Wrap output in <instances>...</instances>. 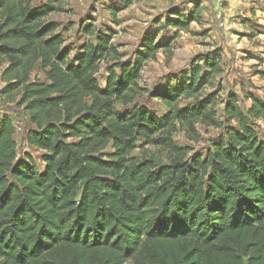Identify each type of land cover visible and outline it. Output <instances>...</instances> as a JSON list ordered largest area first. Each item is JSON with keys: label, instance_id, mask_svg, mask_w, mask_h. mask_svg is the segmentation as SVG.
<instances>
[{"label": "trees", "instance_id": "16d2710c", "mask_svg": "<svg viewBox=\"0 0 264 264\" xmlns=\"http://www.w3.org/2000/svg\"><path fill=\"white\" fill-rule=\"evenodd\" d=\"M36 1L0 0L2 95L18 91L32 123L28 142L45 165L18 156L13 118L0 111V264H264V140L251 124L264 123V101L251 95L243 110L229 93L225 134L206 157L187 159L174 133L195 140L198 124L217 123L215 95L203 93L222 72L220 52L199 56L177 85L152 94L167 106L163 115L143 105L122 112L164 46L157 34L129 62L108 33L70 59L57 25L44 19L63 0ZM197 20L195 8L159 30ZM107 57L116 62L103 86L97 74ZM38 63L45 81L31 80ZM138 137L168 162L131 156Z\"/></svg>", "mask_w": 264, "mask_h": 264}, {"label": "rangeland", "instance_id": "374dc122", "mask_svg": "<svg viewBox=\"0 0 264 264\" xmlns=\"http://www.w3.org/2000/svg\"><path fill=\"white\" fill-rule=\"evenodd\" d=\"M44 0H37L40 5ZM59 9L46 16L45 22L55 23L56 32L64 37V47L70 59L81 50L85 42H97L100 34H111V44L115 46L121 61H132L146 36L157 34L156 43L164 45L144 65L140 79V96L127 105H118L124 112L135 106H146L159 115L167 112V106L152 94L169 84L177 85L199 56L219 51L222 72L209 84L204 95L213 93L216 99L217 123L204 126L198 124V139L192 140L187 133L178 129L174 133L177 146L193 155L206 157L207 152L225 134L221 122L225 120L224 106L228 94L238 98L239 105L246 110L251 105V95L264 101V0H133L124 6L120 0H63ZM112 8L116 10L114 15ZM199 9L200 20L192 21L183 27L160 26L169 19L186 20L189 13ZM111 57L101 61L98 79L104 86L109 68L115 66ZM204 64L203 61H199ZM8 63L0 64V111L13 118L17 127L15 139L18 156H32L39 170L44 169L43 150L32 146L27 139L32 127L25 104H20V95L15 90L2 95L7 86L3 72ZM45 81V75L38 63L31 72V80ZM194 99H182L180 106L193 105ZM219 124V125H218ZM264 140L262 120L251 121ZM136 148L131 156L139 160L152 155L167 163V153L158 147L144 144L141 137L135 141ZM112 150L111 146L107 151ZM126 264H131L128 261Z\"/></svg>", "mask_w": 264, "mask_h": 264}, {"label": "built area", "instance_id": "2783aa9c", "mask_svg": "<svg viewBox=\"0 0 264 264\" xmlns=\"http://www.w3.org/2000/svg\"><path fill=\"white\" fill-rule=\"evenodd\" d=\"M14 125H15V122H14ZM15 128H16V130H17V127H16V125H15Z\"/></svg>", "mask_w": 264, "mask_h": 264}]
</instances>
